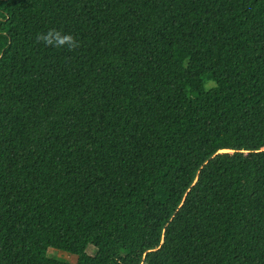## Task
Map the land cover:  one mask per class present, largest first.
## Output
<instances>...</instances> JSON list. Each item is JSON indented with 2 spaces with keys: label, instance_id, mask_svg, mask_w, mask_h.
Instances as JSON below:
<instances>
[{
  "label": "trees",
  "instance_id": "trees-1",
  "mask_svg": "<svg viewBox=\"0 0 264 264\" xmlns=\"http://www.w3.org/2000/svg\"><path fill=\"white\" fill-rule=\"evenodd\" d=\"M0 264H264V0H0Z\"/></svg>",
  "mask_w": 264,
  "mask_h": 264
},
{
  "label": "clouds",
  "instance_id": "clouds-1",
  "mask_svg": "<svg viewBox=\"0 0 264 264\" xmlns=\"http://www.w3.org/2000/svg\"><path fill=\"white\" fill-rule=\"evenodd\" d=\"M36 39L46 46L57 49L65 48L71 51L79 47V41L72 33L63 32L57 28H49L46 32L38 33Z\"/></svg>",
  "mask_w": 264,
  "mask_h": 264
},
{
  "label": "rangeland",
  "instance_id": "rangeland-1",
  "mask_svg": "<svg viewBox=\"0 0 264 264\" xmlns=\"http://www.w3.org/2000/svg\"><path fill=\"white\" fill-rule=\"evenodd\" d=\"M86 250L88 253H92L93 248L92 246H88ZM47 255L62 261H67V262L75 261V257L73 256V254L54 247H49L47 249Z\"/></svg>",
  "mask_w": 264,
  "mask_h": 264
}]
</instances>
